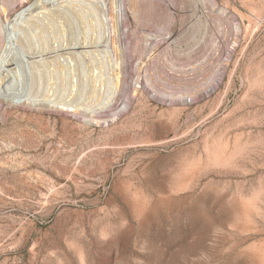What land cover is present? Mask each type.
Masks as SVG:
<instances>
[{
    "label": "rangeland",
    "instance_id": "374dc122",
    "mask_svg": "<svg viewBox=\"0 0 264 264\" xmlns=\"http://www.w3.org/2000/svg\"><path fill=\"white\" fill-rule=\"evenodd\" d=\"M125 5L99 122L0 104V264H264V0Z\"/></svg>",
    "mask_w": 264,
    "mask_h": 264
},
{
    "label": "bare ground",
    "instance_id": "6f19581e",
    "mask_svg": "<svg viewBox=\"0 0 264 264\" xmlns=\"http://www.w3.org/2000/svg\"><path fill=\"white\" fill-rule=\"evenodd\" d=\"M9 1L0 3V104L6 110L64 112L65 106H78L83 100L96 119L102 117L101 110L114 104L113 96L131 76L127 0H66L57 7L51 5L60 0H30L15 6ZM55 43H66L69 51L52 59L43 57ZM80 47L95 49L70 51ZM39 50L41 56L36 55ZM20 83L29 90L17 91ZM36 87L46 93L40 94ZM62 90L69 91V100L61 95L52 98Z\"/></svg>",
    "mask_w": 264,
    "mask_h": 264
}]
</instances>
